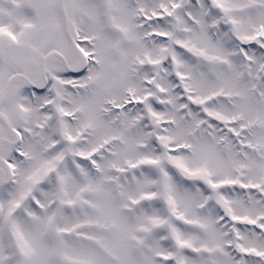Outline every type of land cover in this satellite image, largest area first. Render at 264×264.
<instances>
[{
	"label": "snow or ice",
	"instance_id": "6c2138e0",
	"mask_svg": "<svg viewBox=\"0 0 264 264\" xmlns=\"http://www.w3.org/2000/svg\"><path fill=\"white\" fill-rule=\"evenodd\" d=\"M0 264H264V0H0Z\"/></svg>",
	"mask_w": 264,
	"mask_h": 264
}]
</instances>
